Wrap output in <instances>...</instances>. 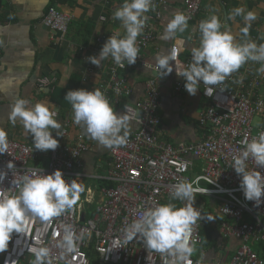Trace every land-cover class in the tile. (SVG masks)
Listing matches in <instances>:
<instances>
[{"label":"built area","instance_id":"obj_1","mask_svg":"<svg viewBox=\"0 0 264 264\" xmlns=\"http://www.w3.org/2000/svg\"><path fill=\"white\" fill-rule=\"evenodd\" d=\"M184 1L180 12L190 17L188 23L194 22L204 1ZM153 4L154 9L146 14L148 20L143 33L137 38L140 51L135 64L127 65L125 62V67L121 68L111 60L105 71L107 81L103 83L102 92L114 110L120 109L123 114L127 109L130 122L137 127L129 135L126 145L109 149V168L103 177L108 182L107 186L99 187L94 195L93 189L81 183L84 177L90 176L83 172L82 156L90 149L92 139L81 126L73 123L72 115L63 119L59 147L55 151L50 150L47 166L35 163L40 160L41 153L32 145L8 138L9 151L0 155V170L8 172L0 183V191L15 193L17 190L11 184L13 178L41 169L45 174L60 169L66 181L76 179L85 190L77 205L60 217L49 222L28 218L25 231L13 233L8 249L0 253V264H32L34 251L42 246L52 250L54 264H165L167 257L148 250L142 241L134 238L125 243L123 229L145 208L155 203H168L172 186L182 181L203 190L196 196L208 197L218 205L215 214L220 241L238 242L229 260L226 261L225 255L211 264H264V203L256 207L244 199L239 188L240 177L230 167L232 157L244 147V141H251L264 132V92L256 91L263 88V83L251 76L233 73L222 85L212 86V95L205 93L206 86L201 83L199 90L205 102L198 118L201 139L178 145L167 142L158 131L161 123L158 79L150 78L145 82V97L129 101L133 88L125 75V71L135 66L147 65L145 56L154 38L155 21L166 15L164 8L168 2L153 0ZM71 20L70 14L50 7L42 23L63 35L67 33ZM103 43L98 37L96 45L99 47L95 46L90 56L96 55ZM178 44L173 43L170 48V52L173 48L179 50L176 61L170 62L175 74L191 62V49L184 57ZM88 72L94 70L91 68ZM180 78L175 91L186 93L184 80ZM83 81L86 82L87 77ZM137 112L139 117L135 115ZM254 116L260 118L257 127L252 124ZM8 161L15 165L12 172L6 169ZM248 168H255L251 160ZM257 171L264 175V169L257 168ZM198 204L199 208L203 206ZM66 225H71L75 234L82 235L83 239L78 242L75 252L65 255L57 244ZM201 226L202 223L198 222L192 233L195 252L190 258L191 264H207L195 257L205 253ZM212 233V236L217 234ZM252 241L259 242L260 251L251 247Z\"/></svg>","mask_w":264,"mask_h":264},{"label":"clouds","instance_id":"obj_2","mask_svg":"<svg viewBox=\"0 0 264 264\" xmlns=\"http://www.w3.org/2000/svg\"><path fill=\"white\" fill-rule=\"evenodd\" d=\"M153 9V0H124L114 10L112 19L121 22L125 35L121 37L116 33L109 36L98 55L89 56L88 60L98 67L108 58L121 68L126 64H135L140 51L137 38L146 26V14ZM240 15L244 18V26L240 29L244 38L242 43L236 42L230 29L221 31L223 25L218 16L213 14L200 21L199 46L191 48V62L187 68L176 71V75L183 78L184 89L189 95L195 96L201 83L206 86L205 93L212 95V86L222 85L248 61L264 62V43L258 45L248 38L251 23L257 18L256 13L245 12L243 7L234 9L233 18ZM189 18L183 12L175 13L161 38L169 40L176 37L177 33H184L188 29ZM178 52L177 48H173L169 54L157 55L155 71L159 78L173 72L170 62L176 61ZM258 71L264 72V67ZM219 90L224 91L223 88ZM64 98L71 105L73 123L81 126L90 139L106 149L126 145L131 131V117L127 109L123 114L114 111L113 105L99 88L91 91L69 90ZM57 115L54 105L36 102L29 107L27 99L16 98L11 105L9 118L13 123L19 121L24 131L31 135L35 150L46 152L55 151L59 147V140L55 137H62V125L56 119ZM135 115L139 117V112ZM8 136V132L0 127V155L9 151ZM249 160L255 165L253 170L248 168ZM230 167L240 177L239 188L244 199L253 202L256 207L264 203V175L257 171V168L264 169V132L251 141H244V147L232 157ZM14 168L13 162L8 161L6 169L12 172ZM7 174V171L0 170V183ZM11 184L17 190L15 193L0 191V253L8 249L13 233L25 231L28 218L49 222L60 217L77 205L85 190L76 179L66 181L60 169L50 174H45L42 169L32 170L30 174H18ZM201 191L190 182L182 181L173 185L168 203H155L145 208L123 229L125 243L134 238L142 241L148 250L167 257L165 264H191L190 258L195 252L192 233L205 216L193 206L196 194ZM171 201L185 203L183 207H178ZM206 217L208 220L214 219ZM62 231L57 247L65 255L75 252L83 236L76 235L71 225L64 226ZM34 257L32 264H54L52 250L47 246L36 249Z\"/></svg>","mask_w":264,"mask_h":264},{"label":"crops","instance_id":"obj_3","mask_svg":"<svg viewBox=\"0 0 264 264\" xmlns=\"http://www.w3.org/2000/svg\"><path fill=\"white\" fill-rule=\"evenodd\" d=\"M182 1L167 0L168 6L164 8L166 15L162 20L155 21L152 45L145 56L147 65L135 66L125 71L133 88L129 101L145 97V82L150 78L158 79L161 91V123L158 131L163 139L174 145L201 139L198 118L205 108V102L199 89L195 96L187 92H176V79L173 74L159 78L155 71L157 55L169 54L171 45L181 40V49L186 50L183 51L184 55L188 54L193 46H199V23L213 14L218 16L223 25L221 31L230 29L236 42L242 43L244 38L240 29L244 26L243 15L234 18L232 16L234 9L239 7H243L245 12L256 13L257 18L251 23L248 38L258 45L264 43V0H205L197 18V27L196 24H188L184 33H177L173 39H162L167 23L180 10ZM123 2L124 0H0V127L8 132V138L32 145V137L24 131L22 124L19 121L13 123L9 118L11 105L16 98L27 99L29 107L36 102L54 105L58 112L56 119L62 125L63 119L72 115L71 105L64 98L67 91H91L96 88L103 91V83L107 81L105 71L112 59L102 61L98 67L88 62V57L95 46L99 47L96 45L98 37H105L106 41L116 33L121 37L125 35L121 22L112 19L114 10ZM50 7L72 16L67 33L62 35L43 25L42 18ZM261 67H264V62L248 61L235 74L260 79L263 88H257L256 91L261 93L264 92V72L258 71ZM91 68L94 72L89 73ZM84 77H88L86 82L83 81ZM114 111L121 114L120 109ZM130 123L131 134L137 127L133 122ZM52 134L55 137V132ZM108 151L109 149L92 140L90 149L82 156L83 172L89 173L90 176L84 177L81 183H86L84 186L93 189L94 195L105 182L103 177L107 175L109 168ZM39 152L40 160L35 163L47 166L50 150ZM211 203L213 204V201ZM203 210L202 206L201 213ZM203 215L205 216L200 222L208 229L209 238H212L215 245L212 247L205 243L203 256L196 254L195 257L207 264L220 261L225 255L226 261L229 260L238 242L220 241L217 237V215L215 212L212 215L210 212L209 215L202 213ZM206 216L214 219L208 220ZM212 232L217 233L216 236H212ZM259 249L255 250L260 251Z\"/></svg>","mask_w":264,"mask_h":264},{"label":"rangeland","instance_id":"obj_4","mask_svg":"<svg viewBox=\"0 0 264 264\" xmlns=\"http://www.w3.org/2000/svg\"><path fill=\"white\" fill-rule=\"evenodd\" d=\"M203 1H205V0H203ZM183 3H182V6H181V8H180V10H178L177 12H180L181 10H183L182 8H183V5H184V0L182 1ZM204 3V2H203ZM203 3H202V7H203ZM202 7H201V9H202ZM201 9H200V11H201ZM200 13V12H199ZM199 15V14H198ZM197 18H198V16H197ZM162 20V19H161ZM188 24H190V25H194V24H196L195 25V27H197L198 25H197V19L194 21V22H189ZM155 33V32H154ZM101 42H105V37H103L102 38V36H101ZM102 45V44H101ZM152 45V44H151ZM193 47H198L197 45L196 46H193ZM183 51L185 52L186 50L185 49H183ZM99 53V52H98ZM98 53L96 54V55H98ZM147 53H148V50H147ZM96 55H93V56H96ZM183 55H184V53H183ZM187 54H185L184 55V57L186 56ZM92 56V55H91ZM182 60L183 61H185L186 59H184V58H182ZM88 62H89V60H88ZM171 74H173L174 76H175V79H176V83L177 82H179L180 81V77H178L175 73H174V69H173V72L171 73ZM88 78V77H87ZM228 80V78L225 80V81H227ZM175 83V84H176ZM258 120H260V118L258 117V116H254L253 117V119H252V124H253V126L254 127H257L258 126ZM185 142V141H184ZM182 143V142H181ZM46 152H49V151H46ZM46 160V159H45ZM45 162V161H44ZM45 165H46V163H45ZM84 185H87L86 183H84ZM91 186H93L94 187V185H91ZM173 203H180V205L179 204H177V206L178 207H183L184 206V203L185 202H181V201H179V202H177V201H174ZM198 203H200L201 205H203L204 206V210L202 211V213L203 214H206V215H209V212H210V214L212 215L214 212H215V210L217 211L218 210V205L217 204H212L211 203V199L210 198H208V197H202V196H196V198H195V201H194V204H193V206L195 207V208H197V209H202V208H199V204ZM207 219V218H206ZM210 226V225H209ZM202 227L203 226H201V230H202ZM204 228V227H203ZM250 245H251V247L253 248V249H258L259 248V246H260V244H259V242H255V241H252L251 243H250ZM202 246H204V245H202Z\"/></svg>","mask_w":264,"mask_h":264},{"label":"trees","instance_id":"obj_5","mask_svg":"<svg viewBox=\"0 0 264 264\" xmlns=\"http://www.w3.org/2000/svg\"><path fill=\"white\" fill-rule=\"evenodd\" d=\"M48 9H49V8H48ZM104 181H105V180H104ZM104 181H103V182H104ZM103 184H104L103 186H107L108 182L105 181ZM173 202H174V201H173ZM177 202H179V201H177ZM201 234H202V236L204 237V239H205V241H206V242L203 241V245H205V243H206V244H209L210 246L214 247L215 242L212 241V238H209L208 229H207V228H202V230H201ZM210 236H211V234H210ZM94 264H95V263H94Z\"/></svg>","mask_w":264,"mask_h":264},{"label":"water","instance_id":"obj_6","mask_svg":"<svg viewBox=\"0 0 264 264\" xmlns=\"http://www.w3.org/2000/svg\"><path fill=\"white\" fill-rule=\"evenodd\" d=\"M54 31V30H53ZM56 32V31H55ZM202 208V207H201Z\"/></svg>","mask_w":264,"mask_h":264}]
</instances>
